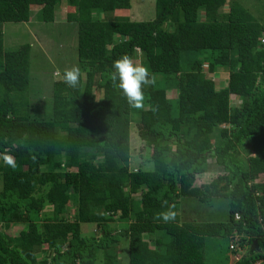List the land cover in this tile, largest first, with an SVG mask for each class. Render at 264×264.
Listing matches in <instances>:
<instances>
[{"label": "trees", "instance_id": "16d2710c", "mask_svg": "<svg viewBox=\"0 0 264 264\" xmlns=\"http://www.w3.org/2000/svg\"><path fill=\"white\" fill-rule=\"evenodd\" d=\"M63 2L83 72L76 88L55 77L44 119L30 97L31 46L6 49L4 25L29 22L32 7L52 23ZM130 8V0H0V264H122L124 249L129 264H207L210 240L235 230L249 238L233 264L264 262V26L238 0H155L152 21L114 17ZM136 49L155 78L139 109L110 79L112 62L136 60ZM133 128L150 169L130 168ZM212 167L221 177L195 185ZM188 197L228 199L229 215L184 220ZM169 206L174 221L155 219ZM85 223L99 231L85 233Z\"/></svg>", "mask_w": 264, "mask_h": 264}, {"label": "rangeland", "instance_id": "374dc122", "mask_svg": "<svg viewBox=\"0 0 264 264\" xmlns=\"http://www.w3.org/2000/svg\"><path fill=\"white\" fill-rule=\"evenodd\" d=\"M239 3L248 12L264 26V0H238ZM131 8L128 11L116 12L114 17H127L134 22H149L155 16V0H130ZM39 7H32L30 20L27 23H9L4 25L5 35L4 44L6 49H15L23 44L31 46V89L30 97L37 103L34 106L39 109L40 117L48 119L51 114V91L56 82L55 76L63 73L66 68L79 66L77 57V24L67 22V10L65 2L56 10L55 19L52 23L39 22L36 19V12ZM228 5L223 6L222 11L225 12ZM96 12H94L95 15ZM102 18V16H99ZM137 59L135 64L143 63L142 52L136 53ZM81 69V67H80ZM82 70V69H81ZM214 75L215 82L219 83L226 79L223 70H219ZM83 72V71H82ZM212 76V74L210 73ZM60 76H57L58 79ZM100 97V94H96ZM168 97H176L174 90H169ZM175 102V101H173ZM231 106L239 105L238 98L231 96ZM176 111V106L173 104ZM38 117V116H37ZM130 168L137 170L138 168H152L147 163V153L149 151L142 150V143L137 138L136 130L131 129L130 133ZM209 163L213 161L209 160ZM205 176H198L195 185H201L211 182L213 179L221 177V172L215 167ZM138 196V195H136ZM183 201V219L185 220H211L225 221L229 215L230 202L225 198H212L210 202L201 203L194 197L185 198ZM72 204L69 205L70 210ZM51 206L46 204L44 211L49 214ZM51 213V212H50ZM72 215L74 214L71 210ZM189 214V215H188ZM21 225H16L14 231L21 230ZM85 233L98 232V228L93 223H85L82 225ZM231 238L228 236H218L212 238L206 249L207 264H233L235 260L234 253L230 249ZM119 243L117 246H121ZM125 247V244L123 245ZM120 249V248H119ZM122 264H129V256L126 249L120 253ZM233 260V261H232ZM256 264H264L257 262Z\"/></svg>", "mask_w": 264, "mask_h": 264}, {"label": "clouds", "instance_id": "9594fccd", "mask_svg": "<svg viewBox=\"0 0 264 264\" xmlns=\"http://www.w3.org/2000/svg\"><path fill=\"white\" fill-rule=\"evenodd\" d=\"M137 52L141 51L136 49ZM112 69L110 79L113 87L123 91L131 107L136 109L142 108L145 99L142 86L148 87L155 83V78L151 75L149 68L141 64H135L133 59L125 54L112 62ZM81 76L80 67L72 66L63 70L62 80L68 87L76 88L80 83ZM3 159L7 165L13 168L16 166L11 155H5ZM173 207L169 206L166 211L157 213L155 219L162 220L165 223L174 221L176 212L173 210Z\"/></svg>", "mask_w": 264, "mask_h": 264}, {"label": "built area", "instance_id": "2783aa9c", "mask_svg": "<svg viewBox=\"0 0 264 264\" xmlns=\"http://www.w3.org/2000/svg\"><path fill=\"white\" fill-rule=\"evenodd\" d=\"M235 218L236 220H240V214L236 213L235 214ZM262 226L264 227V224H262ZM249 238L247 237V235L240 233L238 230H235L234 233L231 235V242H230V249L236 252V254H234L235 260H238L241 258V256L243 255V253L245 252V248L246 245L242 246L241 242L243 241V238ZM260 262V261H259Z\"/></svg>", "mask_w": 264, "mask_h": 264}, {"label": "crops", "instance_id": "0c3cea01", "mask_svg": "<svg viewBox=\"0 0 264 264\" xmlns=\"http://www.w3.org/2000/svg\"><path fill=\"white\" fill-rule=\"evenodd\" d=\"M54 76L56 77L57 75L56 74H54ZM182 200H184V199H181L180 201V206H181V212L183 211V206L185 207V203L183 204V201ZM189 215V214H188ZM182 216H183V214H182ZM183 218V217H182ZM233 261V260H232ZM234 263V262H233ZM231 264H232V262H231Z\"/></svg>", "mask_w": 264, "mask_h": 264}, {"label": "water", "instance_id": "95a60500", "mask_svg": "<svg viewBox=\"0 0 264 264\" xmlns=\"http://www.w3.org/2000/svg\"><path fill=\"white\" fill-rule=\"evenodd\" d=\"M254 244L256 245V247L258 249L259 248V243L257 241H255Z\"/></svg>", "mask_w": 264, "mask_h": 264}]
</instances>
